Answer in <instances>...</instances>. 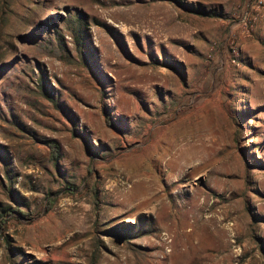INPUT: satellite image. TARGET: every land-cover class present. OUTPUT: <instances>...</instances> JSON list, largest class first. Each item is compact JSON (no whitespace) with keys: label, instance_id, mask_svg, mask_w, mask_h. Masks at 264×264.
<instances>
[{"label":"rangeland","instance_id":"1","mask_svg":"<svg viewBox=\"0 0 264 264\" xmlns=\"http://www.w3.org/2000/svg\"><path fill=\"white\" fill-rule=\"evenodd\" d=\"M262 25L264 0H0V264H264Z\"/></svg>","mask_w":264,"mask_h":264},{"label":"trees","instance_id":"2","mask_svg":"<svg viewBox=\"0 0 264 264\" xmlns=\"http://www.w3.org/2000/svg\"><path fill=\"white\" fill-rule=\"evenodd\" d=\"M177 4L181 8L185 9L186 11H188L190 13L198 14L202 17H208V14L206 12L200 10L197 7L193 8V7H191V5H188L187 3H183L180 1H177ZM74 25H75V28L72 32V37H73L74 44L76 46L77 51H80V49L83 47V41H84V38L86 35V30H87L86 25L87 24L83 18L79 17V18L74 20ZM175 70L179 74L182 73L181 70H177V69H175ZM104 120H105V123L108 127L113 128L114 124H113V122H111V118L109 115L105 114ZM42 144L49 149L51 161L58 162L62 158L61 146L56 140H53V139L44 140V141H42ZM18 212L20 213V211H18ZM12 214H13V212L11 211L9 206H1L0 205V230L4 229L3 225H4V222L6 220V216H8V215L11 216Z\"/></svg>","mask_w":264,"mask_h":264},{"label":"crops","instance_id":"3","mask_svg":"<svg viewBox=\"0 0 264 264\" xmlns=\"http://www.w3.org/2000/svg\"><path fill=\"white\" fill-rule=\"evenodd\" d=\"M264 39V25H262L260 27L259 30V35H258V40L262 41ZM167 126H162V128H160V130L158 131L159 135H161L162 140H163V145L164 147H167L168 149L171 147L170 144H173L171 140H165L163 137V133L167 132ZM169 139V138H168ZM104 144V143H103Z\"/></svg>","mask_w":264,"mask_h":264},{"label":"bare ground","instance_id":"4","mask_svg":"<svg viewBox=\"0 0 264 264\" xmlns=\"http://www.w3.org/2000/svg\"><path fill=\"white\" fill-rule=\"evenodd\" d=\"M139 182H140V181H139ZM141 182H142V181H141ZM139 184H140V183H139ZM143 184H144V183H143ZM133 186H134V185H133ZM130 187H131V186H130ZM144 188H145V190H146V189H150V191L152 190V189H151L152 187H151V188H150V187H144ZM129 189H130V188H129ZM131 189H132V188H131ZM131 189H130V190H131ZM133 190H134V189H133ZM126 193H127V192H126ZM132 193H133V192H131L130 194H132ZM130 194H129V195H130ZM138 194H139V193H138ZM141 194H143V193H141ZM141 194H140V195H141ZM146 194H147V192H146ZM146 194H144V196H145ZM124 195H125V194H124ZM132 196H133V195H132ZM134 196L138 197L137 194H135ZM127 200H128V199H127ZM146 201H147V200H146L145 197H144L143 199H142V197H141V198L138 197L137 202H136V203L134 202L135 204H133V208H135V209H137L138 207L141 208L142 205H145ZM132 202H133V201H132ZM130 203H131V202H130ZM130 203H129V205H130ZM131 204H132V203H131ZM128 207H129V206H128ZM129 220H130V219H129ZM168 223H169V222H168ZM181 231H182V230H181ZM183 231H184V230H183ZM162 234H163V233H162ZM163 235H164V234H163Z\"/></svg>","mask_w":264,"mask_h":264}]
</instances>
